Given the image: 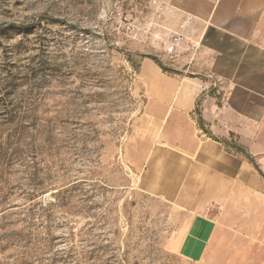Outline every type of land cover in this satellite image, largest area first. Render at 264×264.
<instances>
[{"label": "rangeland", "instance_id": "374dc122", "mask_svg": "<svg viewBox=\"0 0 264 264\" xmlns=\"http://www.w3.org/2000/svg\"><path fill=\"white\" fill-rule=\"evenodd\" d=\"M118 10L134 40L115 32ZM151 10L0 0V264H196L188 214L138 183L140 66L164 58L149 33L169 41L184 20L174 29Z\"/></svg>", "mask_w": 264, "mask_h": 264}, {"label": "crops", "instance_id": "0c3cea01", "mask_svg": "<svg viewBox=\"0 0 264 264\" xmlns=\"http://www.w3.org/2000/svg\"><path fill=\"white\" fill-rule=\"evenodd\" d=\"M149 7L174 29L195 16L185 34L198 50L170 59L149 33L164 58L140 66L148 98L135 127L148 145L138 183L188 214L196 264H264V0ZM156 28L165 27L151 22L147 32Z\"/></svg>", "mask_w": 264, "mask_h": 264}, {"label": "built area", "instance_id": "2783aa9c", "mask_svg": "<svg viewBox=\"0 0 264 264\" xmlns=\"http://www.w3.org/2000/svg\"><path fill=\"white\" fill-rule=\"evenodd\" d=\"M154 3L156 2L154 1ZM195 21V16L191 14L185 16L180 30L175 31L169 41L164 40L163 38L159 37V35L153 36L157 42L163 44L165 54H167L170 59H175L177 54H180V51L183 50L191 52L192 54H195L197 52L198 43H192L191 41L188 42L189 39L185 34V30H183L187 26L191 27ZM140 30L141 29L137 26L136 21L132 17H130L127 13L118 10L116 14L115 26V32H117L118 35H122L123 37H127V39L134 40L136 37V33ZM120 44L121 41L117 40L116 45L120 46ZM214 208L215 204L209 203L206 207V210L207 212H211Z\"/></svg>", "mask_w": 264, "mask_h": 264}, {"label": "trees", "instance_id": "16d2710c", "mask_svg": "<svg viewBox=\"0 0 264 264\" xmlns=\"http://www.w3.org/2000/svg\"><path fill=\"white\" fill-rule=\"evenodd\" d=\"M160 63V62H159Z\"/></svg>", "mask_w": 264, "mask_h": 264}]
</instances>
